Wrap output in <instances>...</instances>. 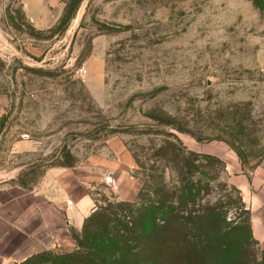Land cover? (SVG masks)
Masks as SVG:
<instances>
[{
  "label": "rangeland",
  "instance_id": "374dc122",
  "mask_svg": "<svg viewBox=\"0 0 264 264\" xmlns=\"http://www.w3.org/2000/svg\"><path fill=\"white\" fill-rule=\"evenodd\" d=\"M46 5L34 22L22 0H0V200L69 192L84 220L65 217L51 250L72 252L88 216L192 187L174 204L185 223L154 242L163 252L142 242L140 260L264 264L224 159L189 154L222 147L264 169V0Z\"/></svg>",
  "mask_w": 264,
  "mask_h": 264
},
{
  "label": "crops",
  "instance_id": "0c3cea01",
  "mask_svg": "<svg viewBox=\"0 0 264 264\" xmlns=\"http://www.w3.org/2000/svg\"><path fill=\"white\" fill-rule=\"evenodd\" d=\"M22 1L26 14L34 22L38 21L37 12H46V0ZM196 150L224 159L233 185L248 204L252 236L264 242V169L247 170L237 155L226 148L198 146ZM7 189L5 199L0 200V264H18L44 250L59 247L66 236L65 217L76 220V224L83 223L84 218L77 217L76 201L66 190L53 197L36 190L14 194Z\"/></svg>",
  "mask_w": 264,
  "mask_h": 264
},
{
  "label": "trees",
  "instance_id": "16d2710c",
  "mask_svg": "<svg viewBox=\"0 0 264 264\" xmlns=\"http://www.w3.org/2000/svg\"><path fill=\"white\" fill-rule=\"evenodd\" d=\"M189 154L208 159L214 158L193 151ZM216 160L221 161L218 158ZM186 167L189 173L192 171L191 167H195L194 171L197 170V166L190 163L188 165L186 163ZM187 181L191 180L187 179ZM180 191L181 194L178 196L174 193L159 200L150 197L144 199L138 195L142 200L137 205L138 210L129 212L125 210L128 216H115L114 219H110L109 216H88L81 232L74 235L77 244L75 251L44 250L18 264H150L148 255L145 260H140L141 243L144 242L143 245L148 246L151 255L155 252H163L164 248L161 245L154 246V242L164 231L174 230L185 223L181 221L178 208L174 204H181L192 197L190 192L192 187L184 186ZM186 191L189 192L188 196L185 195ZM122 204L128 206L126 203ZM202 242L209 246L215 243V239L201 240L199 244Z\"/></svg>",
  "mask_w": 264,
  "mask_h": 264
}]
</instances>
